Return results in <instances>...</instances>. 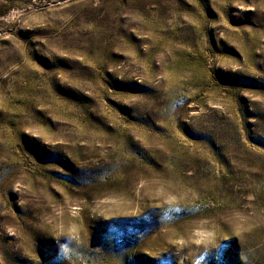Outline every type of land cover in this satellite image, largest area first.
Wrapping results in <instances>:
<instances>
[{
    "label": "rangeland",
    "instance_id": "rangeland-1",
    "mask_svg": "<svg viewBox=\"0 0 264 264\" xmlns=\"http://www.w3.org/2000/svg\"><path fill=\"white\" fill-rule=\"evenodd\" d=\"M0 264H264V0H0Z\"/></svg>",
    "mask_w": 264,
    "mask_h": 264
}]
</instances>
